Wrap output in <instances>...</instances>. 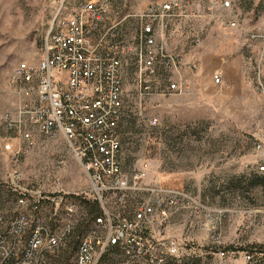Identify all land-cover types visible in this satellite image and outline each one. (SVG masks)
<instances>
[{"label": "built area", "instance_id": "2783aa9c", "mask_svg": "<svg viewBox=\"0 0 264 264\" xmlns=\"http://www.w3.org/2000/svg\"><path fill=\"white\" fill-rule=\"evenodd\" d=\"M192 5L205 6L202 17L186 13ZM230 7L228 0L153 1L116 17L111 0L80 1L66 14L54 15L38 60L21 61L13 68L8 83L18 103L1 116L6 136L0 138V153L15 162L32 146L33 134L61 136L99 206V215L79 237L73 264H191L194 252L161 234L172 217L184 212L201 215L200 226L209 235L212 250L202 264H264V245L222 244L221 225L228 211L209 209L184 190L146 182L145 164L128 173L120 163L122 61L128 56L134 60L139 97L178 92L184 63L168 49V39L186 27L192 33L190 42L198 46L201 31L191 19L204 18L205 13L220 28L236 30L237 20L222 14ZM130 18L131 39L126 33ZM246 41L264 52V17L250 27ZM258 74V89L263 91ZM212 79L214 85L222 84L219 73ZM156 124L155 117L148 120L149 126ZM255 150L261 161L255 172L264 175V152L259 145ZM3 187L13 201L9 213L0 212V264H44L46 256L64 249L76 232L82 219L80 196L45 191L37 183L12 181ZM108 196L122 209L135 198L131 213L111 214L104 205ZM244 213L246 224L236 231L242 241L244 233L257 225L258 215L264 232V205Z\"/></svg>", "mask_w": 264, "mask_h": 264}, {"label": "rangeland", "instance_id": "374dc122", "mask_svg": "<svg viewBox=\"0 0 264 264\" xmlns=\"http://www.w3.org/2000/svg\"><path fill=\"white\" fill-rule=\"evenodd\" d=\"M80 1L87 0H0V138L6 136L2 114L18 103L8 83L13 68L21 61L35 63L54 15L57 11L66 14ZM153 1L167 0H111L112 16L133 13ZM228 1L230 10L222 14L237 20L236 30L220 28L205 13L204 18H190L201 31L198 46L190 42L192 33L186 27L168 39V49L184 63L178 92L139 97L134 60L128 56L122 61L123 112L118 137L124 171L131 173L145 164L146 182L184 190L209 209L228 211L221 225V242L232 248L243 243L264 245L260 215L243 241L236 235L246 224L244 212L264 205V186L250 187L246 181L261 163L256 145L264 152V52L246 41L250 27L263 20L264 0ZM204 7L192 5L186 13L201 15ZM133 31L130 18L129 39ZM257 71L263 91L258 89ZM215 73L220 74L221 85L213 84ZM151 117L157 119L153 127L148 125ZM32 136V146L15 162L0 153V185L37 183L45 191L79 195L91 202L94 196L87 177L63 138ZM2 191L0 212L9 213L11 201ZM134 200L122 209L116 198L108 196L104 205L111 214L125 216L131 213ZM80 207V217H85V207ZM202 221L201 215L180 213L161 232L186 245L190 254L194 252L191 264L204 263L212 250ZM63 254H48L45 264ZM72 261L71 257L68 263Z\"/></svg>", "mask_w": 264, "mask_h": 264}, {"label": "trees", "instance_id": "16d2710c", "mask_svg": "<svg viewBox=\"0 0 264 264\" xmlns=\"http://www.w3.org/2000/svg\"><path fill=\"white\" fill-rule=\"evenodd\" d=\"M246 181L250 187H252V186H264V175H262V174L260 175L254 171V173L251 174L250 179H247ZM1 186L4 189V187H3L4 185H0V193L2 191ZM2 192H5L6 196L8 197V199L11 202L13 201L12 195L10 196V194H8L9 192H6L5 190ZM79 202L82 206L85 207L86 216L82 217V219L80 220V223L77 227V230L74 233L73 237L71 238V241L69 242V244L64 249H62L60 251V253H62V254L64 253V254L62 256H58L56 259H51L50 260L51 264H69L68 262H69L71 257L73 260V255H74L75 249L77 247L79 237L82 234H84L87 231V229L91 226V223H92V220L94 219V217L99 215V206H98V203L96 200H92L90 202V201L80 197ZM65 253H67V255ZM106 259H110V258H106ZM45 260H46V258H45ZM45 263H46V261H44V264Z\"/></svg>", "mask_w": 264, "mask_h": 264}]
</instances>
